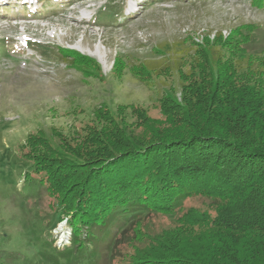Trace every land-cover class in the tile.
<instances>
[{
    "label": "rangeland",
    "instance_id": "1",
    "mask_svg": "<svg viewBox=\"0 0 264 264\" xmlns=\"http://www.w3.org/2000/svg\"><path fill=\"white\" fill-rule=\"evenodd\" d=\"M257 3L0 2V264H45L44 257H59L55 250L73 248V235L95 218L83 214L76 186L108 143L149 138L154 129L184 134L186 113L204 118L194 105L216 82L264 106V9ZM64 49L87 58L69 59ZM158 121L159 129L144 125ZM220 205L196 194L144 215L120 240L116 252L124 257L113 264L160 260L171 238L199 234Z\"/></svg>",
    "mask_w": 264,
    "mask_h": 264
},
{
    "label": "trees",
    "instance_id": "2",
    "mask_svg": "<svg viewBox=\"0 0 264 264\" xmlns=\"http://www.w3.org/2000/svg\"><path fill=\"white\" fill-rule=\"evenodd\" d=\"M63 51L69 59L87 58ZM217 83L205 102L194 105L203 108L204 118L186 113L184 134L154 129L163 122L146 123L154 129L151 137L117 139L85 165L76 187L82 212L94 214L93 223L73 235L72 249L55 250L59 257L46 256L45 264H113L124 257L116 251L135 222L196 194L221 201L216 217L199 234L178 233L151 263L264 264V106L256 95L248 101L247 91ZM186 102L189 110L192 102Z\"/></svg>",
    "mask_w": 264,
    "mask_h": 264
}]
</instances>
